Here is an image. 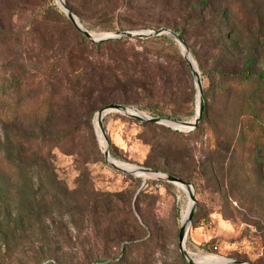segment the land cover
Masks as SVG:
<instances>
[{"label":"rangeland","instance_id":"obj_1","mask_svg":"<svg viewBox=\"0 0 264 264\" xmlns=\"http://www.w3.org/2000/svg\"><path fill=\"white\" fill-rule=\"evenodd\" d=\"M241 1H237L241 3L237 15L238 6L228 0L232 13L227 15L231 24L224 28L228 31L225 33L231 35L227 49L201 48L200 43L191 40L186 43L190 53H196L202 63L199 69L191 53L201 80L208 124L200 139L203 144L198 146V151L191 152L185 164L178 160L168 162L157 156L160 148L155 149L153 145L161 147L168 141L162 131L149 132L138 126L134 122L136 119L116 112L105 115L102 122L108 148L111 147L116 155L111 157L113 161L129 169L132 166L149 168L145 163L154 159L159 167L157 172L173 175L191 185L195 211L184 249L193 260L219 258L225 259L221 264L229 260L264 264V150L255 149L251 143L249 88H229L218 75L220 70L238 69L246 47H251V57H254L251 73L257 70L264 73V0ZM48 5L57 10L44 20L38 11L33 14L16 12L9 0L0 1V88L3 92L11 85L10 73L16 68L14 54L19 44L25 46L21 51L26 54L18 63L28 58L37 59L38 52L27 49L31 42L27 32L32 21H40L43 30L46 28L60 42L64 40L63 19L58 14L63 11L57 0H50ZM124 28L89 31L94 35L154 30ZM123 39L136 50L154 55L167 47L160 41H144L139 46L136 39ZM173 40L183 57L180 45ZM164 53L170 55L169 51ZM41 55L42 61L56 59V54L53 57L50 53ZM176 72L179 80L170 104L158 105L148 99H139L125 106L152 117H159L155 114L161 113L166 117L159 118L173 116L179 121H192L197 108L194 78L190 69L189 78L179 67ZM4 106L1 101L0 116ZM258 108L264 113V105ZM95 117H76L75 127L80 129L81 136L69 139L66 148L54 146L57 134L62 131L60 121L46 129L48 135L42 138L36 122L7 124L0 118V171H3L0 218L4 211L11 214L10 222H15L20 212L23 219H28L24 209L31 207L34 214L39 215V229L43 230V235L37 230L26 231L25 238L15 248L19 252L10 248L1 253L25 256L41 248L50 249L53 256L58 255L42 264H187L178 246L179 227L192 204L187 192L178 184L145 179L111 168L104 160ZM172 130L185 134L193 129ZM214 133L219 138H215ZM151 138L154 139L151 141ZM42 145L51 146L44 170L31 161L37 147ZM96 149L102 154L103 164L95 162ZM102 199L107 208L97 216L91 205ZM72 201L77 205L74 209ZM28 242L33 244L28 247ZM17 259L13 257V264Z\"/></svg>","mask_w":264,"mask_h":264},{"label":"trees","instance_id":"obj_2","mask_svg":"<svg viewBox=\"0 0 264 264\" xmlns=\"http://www.w3.org/2000/svg\"><path fill=\"white\" fill-rule=\"evenodd\" d=\"M9 1L14 11L24 14L38 11V15L44 20L49 19L57 10L48 5L50 0ZM237 1L233 0L232 4L238 6L236 13L239 15L241 3ZM65 4L87 31L94 28L112 31L115 27L119 30H124V27L154 30L166 28L178 33L185 43L190 40L197 41L201 48L208 47L213 50L218 48L222 51L229 46L231 35H227L225 32L228 31H224V28L231 24L227 17L232 13L228 0H65ZM58 14L64 20H62L64 34L62 42L55 38L54 34L47 32L46 28L43 30L44 26H40V21H32L27 32L31 42L29 48L27 45L26 48L28 51L36 50L37 59L28 58L18 63L26 54L25 51H21L25 46L18 45V50L14 54L16 68L10 73L11 85L6 92L0 88V102L3 101L6 105L0 116L3 123L36 122L38 134H42V138H45L48 135L45 130L60 121L62 131L57 134L58 141L54 146L66 148L69 139L81 136L80 129L75 127L77 116L91 119L106 105H126L139 99H148L158 105L170 104L174 96L173 89L174 87L176 89L179 80L176 68L179 67L188 78L190 76L188 65L179 53L173 38L168 35L136 39L139 46H142L144 41H160L167 46L162 47L159 53L154 55L136 50L126 39L90 42L71 26L62 12ZM164 51H169L170 55ZM45 53L52 54L51 57L56 54V59L42 61L41 54ZM191 53L201 69L200 58L196 53ZM11 62L15 63L13 60ZM253 62L251 47H246L240 67L235 71L220 70L218 75L229 88H244V90L246 87L249 88L247 99L250 104L247 107L251 109L253 138L251 143L254 144L255 149L263 151L264 113L258 106L264 105V73L261 70L251 73ZM116 116L122 117L118 114ZM155 116L166 117L161 113ZM167 118L178 119L173 116ZM207 118L208 110L204 103L200 122L195 129L185 134L153 123L138 120L134 122L149 132L159 130L166 135L168 139L166 144L161 147L153 145L155 149L160 148L158 157L168 162L173 163L178 160L185 164L191 152L198 151V146L203 144L200 139L208 124ZM252 129H256V132L252 133ZM214 134L215 138L219 136ZM241 134L244 136V131ZM152 139L154 138L150 140ZM50 149L51 146L37 147L36 156L31 159L33 165L44 170L45 159L49 156ZM95 154L97 156L95 162L103 164L102 154L97 149ZM109 154L112 158L116 157L111 147ZM145 166L159 169L154 159L145 163ZM2 172L0 171V176ZM63 190L66 192L65 187ZM65 192L63 194L67 196ZM53 199L57 201L56 197ZM72 204L74 209L77 205L75 206V202ZM100 207L101 212L96 213ZM106 208L105 199L95 201L91 205L93 214L97 216H101ZM24 211L28 219H23L20 212L17 216L19 218L14 219L15 222H10L8 217L11 214L3 211L0 218V264H13L14 261L11 260L14 256L18 258L16 264H42L58 256H53V251L50 249L44 251L41 248L32 250L30 255L25 256L13 255L10 252L1 253L2 250L9 251L10 248H13L15 253L19 252L15 248L25 238L26 231L37 230L43 235V230L39 229L41 226L39 215L34 214V209L31 207ZM31 244L33 242H28V247Z\"/></svg>","mask_w":264,"mask_h":264},{"label":"water","instance_id":"obj_3","mask_svg":"<svg viewBox=\"0 0 264 264\" xmlns=\"http://www.w3.org/2000/svg\"><path fill=\"white\" fill-rule=\"evenodd\" d=\"M57 2L60 8L62 9L63 13L69 19V21L72 23L75 29L82 36H84L85 38H87L89 41L93 43L120 40L123 38L148 39L151 37H158L161 35H170L180 45L182 49L183 58L191 71V74L194 78V82L196 85V90H197V108H196L195 117L192 121H179V120L168 119V118L152 117L144 113H141L134 108H130L128 106L121 105V104H109V105L102 107L101 109L98 110L95 120L97 123V127L105 142V146L103 147L104 160L111 168L115 169L116 171L133 174V175L145 178V179L148 178L152 180L169 182V183L178 184V185L180 184L187 190V194L192 204L189 208L186 218L180 224L179 232H178V246H179V250H180L182 257L184 258L187 264H197L196 262L193 261V258H191L184 249V242H185L186 234H187L189 224L191 222V219L195 211V198L193 195V190H192L191 185H189L188 183L182 181L181 179L173 175L157 172L156 170H153L150 168L132 166L131 168L126 169V168L117 166L112 161L111 156L109 154L108 142L105 136V131L103 129V122H102L103 117L105 115L111 112H116V113H120L128 117H131L133 119H136L140 122L164 125L172 129L192 130L196 128V126L198 125L201 119V115L203 112V106H204V100L202 97V85H201V80H200L199 72L197 69V65L191 56V53L189 51L187 44L185 43V41L181 38V36L178 33H176L175 31L166 29V28H161L158 30L117 31L112 34H94L93 35L81 25L77 17L68 9V7L66 6L63 0H57ZM225 264H247V263L239 262L235 260H229Z\"/></svg>","mask_w":264,"mask_h":264},{"label":"bare ground","instance_id":"obj_4","mask_svg":"<svg viewBox=\"0 0 264 264\" xmlns=\"http://www.w3.org/2000/svg\"><path fill=\"white\" fill-rule=\"evenodd\" d=\"M97 125V124H96ZM182 129V128H181ZM97 131H98V137H99V139H100V143L103 145V147L105 146V142H104V140H103V137H102V135H101V133H100V131H99V129H98V127H97ZM113 161V160H112ZM117 166H119V167H123V168H126V169H128V167L127 166H125V165H123V164H121V163H118V162H115V161H113ZM180 185V184H179ZM182 186V185H181ZM183 187V186H182ZM182 189H184L186 192H187V190L183 187ZM186 218V217H185ZM225 260V259H224ZM224 260L223 259H203V258H199V259H195V260H193L194 262H196L197 264H221V263H223L224 262Z\"/></svg>","mask_w":264,"mask_h":264}]
</instances>
